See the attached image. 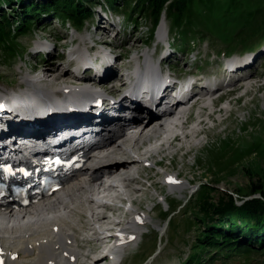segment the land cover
I'll list each match as a JSON object with an SVG mask.
<instances>
[{"label":"rangeland","instance_id":"obj_1","mask_svg":"<svg viewBox=\"0 0 264 264\" xmlns=\"http://www.w3.org/2000/svg\"><path fill=\"white\" fill-rule=\"evenodd\" d=\"M44 2L45 0H34L35 5ZM100 2L103 1L100 0ZM98 3L99 0H94L96 5L91 7L92 17L85 20L86 22L81 28L73 27L71 24V27L66 26L55 20H50V17L41 16L39 21L34 20L29 28L23 30L20 35L14 30L15 33L11 37L15 40L8 42V46L5 42L2 43L3 45L0 44V90L11 96L14 95L15 99L22 101L24 96L21 95L28 89L24 78L30 81L31 79L35 80L36 83L40 80V86L46 93L54 92L62 84L80 83L74 81L72 73L73 79L59 84L45 85L42 71L51 64L62 67L65 74L67 71L71 72L66 65V57L70 52L78 56L77 52L81 47L77 48L81 44V38L86 39L87 47H95L94 52L105 50L106 48H103L107 44L109 48L114 49L113 56H125V59L123 57L120 60L117 59V65L112 64L113 67L129 63L139 56V52L142 55L148 53L149 56L153 53L156 42L154 39L148 38L149 30L153 28L152 20L149 17L143 16V14L136 18V14L127 16L122 11L102 8ZM12 5L11 7L4 6L1 10L13 23L18 22L22 15L21 9L18 7L20 4L14 1ZM209 5H220V3ZM245 8L250 7L246 6ZM245 10L253 15L249 17L250 22L255 21L260 27L259 30L253 32L249 25L247 28L244 26L235 27L224 34V39H222L221 35L218 36L209 29L204 30V27L196 26L190 32H186L185 38L181 37L182 39L175 42L176 46L180 44L179 53L176 55L180 61L170 65L175 73L190 71L203 78L211 79L207 74L222 69L216 64L223 63L227 56L242 57L245 56V53L251 52L255 56L252 59L255 61L254 65L250 69L253 80L250 81V86L233 94L227 99V102L222 100L216 104V106L223 105L230 111L222 115V123L218 125L210 123L204 132L199 134L193 142V145L196 144L195 147L192 146L187 155V148L172 149L165 152L166 154H156L153 159L149 160V168L141 170L140 168L144 164L139 162L134 165L135 167H131V172L137 179V183L130 185L131 188L138 189V192L130 191L129 195L128 191L125 192L126 201L123 202L110 200L109 197L103 198L107 202H112L110 203L113 204L112 206L117 205L118 207V211H106V214L113 220L121 219L123 212L127 209L134 210V213L127 214L126 218H123L124 223L127 220H132L136 211L144 213L146 217L150 218L145 226H139L141 237L129 249L125 250L123 255L121 253V264H185L187 258L195 251L199 231L203 230L199 214L200 204H198L200 196L209 192L211 203L214 204L226 194L237 198L236 193L240 191L247 193L251 183H257L259 174L264 170V29L261 30L262 26H260V19L264 18L261 13H256L255 9ZM102 12H106L108 16L112 13L113 16L110 17L116 23H120L121 29L119 26L110 28L113 31L103 37L106 30L101 26L98 29L102 23H97ZM102 14V22H105ZM136 19L137 26H135ZM206 23H212V20ZM171 25L168 15L163 12L157 28L160 27L162 32H168L170 44L173 43L172 34L169 31ZM172 30V33H178L174 28ZM89 37L91 38L89 39ZM72 40H76V43L71 46ZM94 40L102 42L93 45ZM144 43L147 44V47ZM162 44L167 49L166 37ZM43 45H49L50 49L53 48L51 59L49 56L37 54L39 47ZM98 54L101 55L99 52L92 56L96 57ZM35 78L39 80L36 81ZM32 83L31 81L29 86H32ZM27 100L34 99L30 96ZM229 100L233 102L229 104ZM179 146L180 144H177L176 147L179 148ZM160 160H162L160 167H152L154 162ZM173 174H179L181 181H187L182 191L173 190L163 184L164 178ZM101 183L103 184V180ZM125 196L123 195L124 198ZM257 197L258 195L254 196V198ZM251 198L253 197L246 199ZM133 201L135 204H131ZM65 219L67 220V218ZM67 221L77 230L75 236L78 238L79 244L86 246L81 239L90 233L84 231L83 228L80 229L82 225L86 224V219L70 217ZM5 222L3 221V223ZM1 237L0 242L2 241L7 248ZM77 251L79 252L78 263L92 264L91 261L81 256L83 254L90 256L88 248L84 247ZM99 254L102 256L99 252H95L91 256L95 258L100 256ZM212 255L218 256L209 264H264V256L260 254L251 253L246 256L229 254L225 258L222 254L206 251L204 256H207L208 259ZM99 264H109V261H102Z\"/></svg>","mask_w":264,"mask_h":264},{"label":"bare ground","instance_id":"obj_2","mask_svg":"<svg viewBox=\"0 0 264 264\" xmlns=\"http://www.w3.org/2000/svg\"><path fill=\"white\" fill-rule=\"evenodd\" d=\"M102 15H104L105 22H102L103 17L101 18L100 15L98 21L102 25H99L98 29L101 26L106 30L105 34H102L104 37L113 31L110 28H117L121 25L119 22L116 23L107 14ZM165 37L167 38V35L163 37L162 43ZM85 41L86 39L81 38V44L77 48L81 47L77 52L78 56L70 52L66 57V65L71 72L67 71L65 74L62 67L51 64L47 65V69L42 71L43 83L45 85L65 82L73 77L72 73L74 81L80 83L62 84L54 92L46 93L42 89L43 87L39 85V79L36 80H39L37 83L31 79L33 83L31 84L32 86H29L31 81L24 78L28 89L21 95L24 96L22 101H18L14 95L11 96L9 93L0 90V131L4 132L21 126L30 130L53 126L58 128L60 127L59 122H70L72 119L75 120L87 116V109L89 107H96V111L93 113L90 111L91 114L89 113L90 115H88L93 118L96 113L104 114L105 119H111L109 115H117L124 111L132 113L135 116L136 122L144 125L146 129L151 126L152 123L150 121L155 120L157 110L163 107L164 111H169L166 117L172 119L169 122L170 126L160 128V132L155 135L158 143L151 150L141 152L139 154L142 156L141 159H131L122 162L114 161L108 166H103L104 162L111 160V157L108 156L110 158L106 157L105 161H100L102 166L90 171L86 175V182H75L72 185L74 188L67 191L63 199H61L60 195H55L35 208L30 207L31 209L26 208L22 210L24 216H31L29 220L23 221L24 217H22V221L14 220V214L11 216L9 213L7 224L10 222L13 226L0 231V237L2 236L1 238L4 240L5 245H7L6 248L2 241L0 242V261L4 264H74L77 262L79 255L77 249L84 247L89 249L90 256L84 254L81 256L91 261L92 264H99L107 260L109 264H121V253L123 255L124 251L129 249L141 237L139 228L143 227V225L145 226V223H148L150 218L149 216L146 217L144 213L136 211L133 216L134 218L124 223L123 218H126L127 214L131 215L134 213V210L127 209L123 212L121 219L113 220L106 214V211H118V207L117 205L112 206L110 202L103 200V198L109 197L110 200L123 202L126 201L125 192L127 193L128 191V195L130 191L137 193L138 189L130 187L132 183H137V179H135L131 172V167L137 165L143 158L148 160L156 154H166L172 149L187 148L189 152L199 134L203 133L210 123L215 125L222 123V115L230 111L223 105L216 106V104L222 102L220 98L216 100L217 95L226 93L223 96V100L225 99L227 102V99L233 94L250 86L249 83L253 80L250 69L254 65L255 61L252 59L255 56L246 54L248 57L241 58L239 56L236 58L238 61L235 62L236 65L233 66L232 70L225 69V66L220 64L222 69L217 74L212 75L210 83L204 82L203 78L199 75L195 77L193 74L190 75L193 79L189 82L188 86H185L175 81L173 76L167 73L166 77L168 80L163 81L164 87L159 93L160 99H156L157 95L151 97L147 92H139L138 89H135L134 85L138 82H133L134 85H131L126 80L129 79L128 77H130V80L136 81L142 79L155 80L158 75L157 68L144 63V68L139 70L132 68L129 74L128 65L112 66V64H116L117 59L120 60L123 57L122 55L110 57V53L106 50L94 52L95 47H87ZM99 42L102 41L94 40L93 45H97ZM73 43H76V40ZM160 46L162 47L160 60L155 56L151 58L155 66H163L164 62L161 63V61L164 60L173 59L174 63L180 61V58L173 54L169 46L166 47L167 49L164 48L163 44ZM158 47L159 44L156 46V50H158ZM52 50L53 48L50 49L49 45H43L39 47L37 54L49 56V59H51ZM99 52L101 55L92 56L94 53ZM70 59L71 62L69 61ZM157 60H159L158 63H156ZM135 65L141 67L139 63H135L133 66ZM73 66L75 67L73 68ZM160 72L163 73L162 70ZM238 75L245 76L236 79ZM185 77L186 75H184ZM184 80L182 79L181 81ZM227 80H229L228 84L220 85L221 82ZM113 81L115 85H118L115 88L111 87L112 94L118 93L122 89V92L116 96L112 94L107 95L106 91L101 93L97 90L100 88L104 89L108 83ZM174 89H179L183 94L188 95L187 98L195 90L199 94L198 102L192 107L186 118L184 117V113L175 112L182 105L177 104V107L173 108V105H169L168 103V97ZM30 96L34 100H27ZM144 100H150V103L146 104ZM232 102V100L228 101L229 104ZM143 106L149 109V113L144 111ZM117 122L121 123L119 121L114 122V127L105 130L101 138L103 147L109 144V147L113 146L114 149L122 151V145H117V142L123 137L121 134L122 125L117 124ZM1 132L0 136H4L5 134ZM116 139L118 141H115ZM177 144H180L179 148L176 147ZM102 176L107 178H101ZM102 180L103 184L104 181L109 183L102 185ZM115 182L118 184H115ZM90 183H96L100 186L94 187ZM163 184L173 190L182 191L187 181H181L179 174H173L166 176ZM91 194L96 195L97 198H93ZM131 204H135V202L133 201ZM31 210H34V212L30 213ZM45 211L50 214H47ZM62 213L71 218L86 219V224L80 227L84 231H89L90 236H92L91 240L85 242L86 246L79 244V240L75 236L77 230L65 219L67 217H62ZM50 215H52V220H50ZM114 217L116 218V216ZM96 224L99 225V228ZM105 232H112L109 235L113 236L102 237L101 234ZM113 239L116 241L115 248H108L106 253L100 252L103 246H106L108 241L110 242ZM108 244L110 245V243ZM95 251L103 253L102 256L95 258L91 256Z\"/></svg>","mask_w":264,"mask_h":264},{"label":"trees","instance_id":"obj_3","mask_svg":"<svg viewBox=\"0 0 264 264\" xmlns=\"http://www.w3.org/2000/svg\"><path fill=\"white\" fill-rule=\"evenodd\" d=\"M14 1L20 4L18 7L22 16L18 22L12 23L1 9L4 6H13ZM101 1L103 2L99 0L98 4L107 10L122 11L127 16L136 14L135 18L141 14L149 17L153 24V28L149 30L151 38L163 12L171 20V32L173 28L177 30L178 33L174 32L173 35L179 39L185 38L186 32H190L196 26L204 27V30L209 29L216 35H221L222 39L224 34L235 27L247 28L249 25L253 32L259 30L260 27L255 21L250 22L249 17L253 15L245 9H255V12L261 13L264 18V0ZM208 3H220V5ZM37 4L35 5L34 0H0V44L5 42L8 46V42L15 40L11 37L15 31L20 35L34 20L39 21L41 16L59 18L63 23L69 22L73 27L81 28L85 20L92 17L91 7L96 5L94 0H45L44 3ZM246 6L250 8H245ZM205 17L207 19H204ZM211 20L212 23H206ZM260 23L262 30L264 19H260ZM208 193L202 194L198 200L203 230L199 231L195 251L187 258L185 264L213 262L218 255H212L207 259V256H204L206 251L222 254L225 258L229 254L246 256L252 253L264 256V170L259 174L257 183H251L247 193L241 191L236 193L237 198L226 194L214 204L211 203ZM255 195L258 197L254 198ZM251 196L253 198L246 199ZM238 202L241 203L237 204Z\"/></svg>","mask_w":264,"mask_h":264},{"label":"water","instance_id":"obj_4","mask_svg":"<svg viewBox=\"0 0 264 264\" xmlns=\"http://www.w3.org/2000/svg\"><path fill=\"white\" fill-rule=\"evenodd\" d=\"M158 252V251H157Z\"/></svg>","mask_w":264,"mask_h":264}]
</instances>
